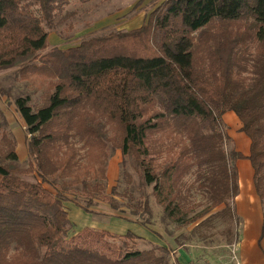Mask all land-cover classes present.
<instances>
[{
  "label": "trees",
  "instance_id": "trees-1",
  "mask_svg": "<svg viewBox=\"0 0 264 264\" xmlns=\"http://www.w3.org/2000/svg\"><path fill=\"white\" fill-rule=\"evenodd\" d=\"M68 2L0 0V69L49 80L43 105L16 99L33 157L24 171L2 133L8 148H0V264L165 261L157 250L166 247L141 250L132 231L85 227L69 237L66 202L78 205L83 197L88 207L79 206L88 213L99 201L122 212L117 196H130L115 186L107 192L110 145L133 160L141 178L139 199L125 203L132 221L153 231L151 187L174 222L203 230L218 218L230 223L231 234L239 192L234 155L251 162L264 201V0H165L138 29L46 51V27L56 25ZM227 112L238 117L249 154L227 151Z\"/></svg>",
  "mask_w": 264,
  "mask_h": 264
},
{
  "label": "rangeland",
  "instance_id": "rangeland-1",
  "mask_svg": "<svg viewBox=\"0 0 264 264\" xmlns=\"http://www.w3.org/2000/svg\"><path fill=\"white\" fill-rule=\"evenodd\" d=\"M165 0H69L67 4L57 13L56 25L49 30V47L66 49L79 45L82 41L96 36H102L111 32H127L140 28L145 24L150 14ZM45 51V52H46ZM250 51H254L251 48ZM49 80L36 74L28 78L21 77L19 67L0 69V122L2 131L0 133V148L7 150L2 140L4 133L12 140L18 154L15 166L24 171L28 168L33 157L29 149V138L26 123L20 115L16 99L19 96H29L33 107L43 105L46 100ZM222 128L226 136L225 147L233 155L237 152L249 154L247 136L241 131V123L238 117L227 112L222 117ZM248 152V153H247ZM109 159L107 163V178L105 180L108 193L115 186L120 193L128 192L130 196H117L123 202V211L112 209L107 203L98 202L89 209L94 214L79 209L80 206L88 207L85 199H75L78 203L77 210L73 202H66L72 227L69 237L75 236L85 227L93 230H109L117 233V225L111 226L114 217L126 220L132 224L130 208L127 202H135L141 194V178L134 167L133 160L123 155L120 149L108 148ZM233 167L237 169L239 176V192L233 201L236 219L232 223V233L229 234L227 227L229 222L215 219L210 228L203 226L199 228L197 222L185 226L166 217L163 208L158 205L152 194V188L147 187L153 208V218L150 228L153 230L155 242L148 239L138 238L134 244L141 250H148L157 246H164L167 251L157 250V254L165 256V261L160 264H188L192 260L217 262L220 258L230 255V246L233 242H239L238 256L244 264H264V201L256 192L253 180V166L249 160L234 158L231 160ZM22 177L34 180V175L22 173ZM191 176L188 181H193ZM45 185L53 190L48 183ZM82 186V185H81ZM197 200H202L201 192L193 191ZM80 205V206H79ZM79 206V207H78ZM202 209V207H200ZM215 212V211H214ZM131 218V219H130ZM140 225V224H139ZM207 228V229H206ZM124 229L119 228L118 231ZM137 229L134 231L141 236ZM208 233L209 235H204ZM127 233V232H126ZM123 233L121 235H124ZM69 238V239H70ZM111 242H114L111 240ZM119 244V241H116ZM71 244V241H68ZM15 251L12 245L11 253Z\"/></svg>",
  "mask_w": 264,
  "mask_h": 264
},
{
  "label": "crops",
  "instance_id": "crops-1",
  "mask_svg": "<svg viewBox=\"0 0 264 264\" xmlns=\"http://www.w3.org/2000/svg\"><path fill=\"white\" fill-rule=\"evenodd\" d=\"M247 144L249 145L250 144V140H249V138L247 137ZM249 150H250V147H249V149H248V152H249ZM247 152V153H248ZM243 160H247V159H243ZM253 176H254V170H253ZM256 189V188H255ZM76 207H72V208H70V210L72 209V210H74L73 212L74 213H76L75 211L78 209L77 208V205H75ZM79 207V206H78ZM79 209H81V211H82V208L81 207H79ZM77 214V213H76ZM263 220H264V216H263ZM263 224H264V221H263ZM117 225V226H116ZM111 226L113 227V226H116L117 227V233H121V234H123V233H126V232H128V231H132V232H134V231H137V229L139 230V231H142L141 232V236L140 237H142L143 239H145V240H149V241H151V242H155L154 241V238H153V234L151 233V231H150V229L149 228H147V227H145V226H142V225H139V224H132V223H130V222H128V221H126V220H123V219H120V218H116V217H114L113 219H112V222H111ZM119 228H121V229H124V230H122V231H118V229Z\"/></svg>",
  "mask_w": 264,
  "mask_h": 264
},
{
  "label": "built area",
  "instance_id": "built-area-1",
  "mask_svg": "<svg viewBox=\"0 0 264 264\" xmlns=\"http://www.w3.org/2000/svg\"><path fill=\"white\" fill-rule=\"evenodd\" d=\"M239 242H233L230 246V255L224 258H220L217 262L213 261H201V260H192L188 264H244L239 256Z\"/></svg>",
  "mask_w": 264,
  "mask_h": 264
}]
</instances>
